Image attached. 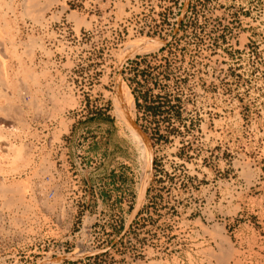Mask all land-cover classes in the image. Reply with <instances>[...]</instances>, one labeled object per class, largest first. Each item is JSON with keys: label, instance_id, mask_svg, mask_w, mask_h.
Here are the masks:
<instances>
[{"label": "rangeland", "instance_id": "rangeland-1", "mask_svg": "<svg viewBox=\"0 0 264 264\" xmlns=\"http://www.w3.org/2000/svg\"><path fill=\"white\" fill-rule=\"evenodd\" d=\"M0 44V264H264V0H0Z\"/></svg>", "mask_w": 264, "mask_h": 264}, {"label": "bare ground", "instance_id": "bare-ground-1", "mask_svg": "<svg viewBox=\"0 0 264 264\" xmlns=\"http://www.w3.org/2000/svg\"><path fill=\"white\" fill-rule=\"evenodd\" d=\"M146 40V39H145ZM11 41V40H10ZM139 42H141L140 40H139ZM148 42L147 43H145V45H147L148 46ZM3 45V44H2ZM1 44H0V46H2ZM144 44L140 47V48H146V46H145ZM161 46V45H160ZM157 47V46H156ZM148 48H151L150 46H148ZM148 48H146L147 50H148ZM0 51H2V48H0ZM139 53V52H138ZM137 53V54H138ZM132 54V53H131ZM1 56V55H0ZM3 61V60H2ZM1 59H0V71H2L1 70ZM0 81H2L1 79H0ZM1 83V82H0ZM2 84V83H1ZM1 88V87H0ZM126 88V87H125ZM5 92V91H4ZM120 98V97H119ZM128 115V114H127ZM129 117V116H128ZM129 119V118H128ZM130 120H131V118H130ZM133 120H131V122H132ZM126 123V122H125ZM133 125H132V123H131V127H132ZM132 129V128H131ZM135 134L137 135V137L141 140V142L144 144L143 146H144V150H146V152H147V154H148V152H149V154H148V156H149V160H151L150 159V150H149V146L147 145V143L145 142V140L142 138V136H141V134L139 133V132H137V130L135 129ZM5 147V146H4ZM147 148V149H146ZM3 149V146H0V151ZM5 149V148H4ZM6 150V149H5ZM11 150V149H10ZM148 150V151H147ZM7 153V152H6ZM17 155L18 156H20L21 157V151L20 150H18L17 152ZM4 154V153H3ZM3 154H2V157H3ZM17 159H18V157H17ZM20 159V158H19ZM148 167H151L150 166V164H149V166ZM152 169V168H151ZM148 180V179H147ZM146 183V182H145ZM0 192H1V194L2 193H10L12 196H18L20 193H21V187L20 186H17V187H11V188H2V189H0ZM13 198V197H12ZM16 198V197H15ZM12 200V199H11ZM14 200V199H13ZM20 202V201H19ZM226 250V249H225Z\"/></svg>", "mask_w": 264, "mask_h": 264}, {"label": "built area", "instance_id": "built-area-1", "mask_svg": "<svg viewBox=\"0 0 264 264\" xmlns=\"http://www.w3.org/2000/svg\"><path fill=\"white\" fill-rule=\"evenodd\" d=\"M18 228H21V225H19Z\"/></svg>", "mask_w": 264, "mask_h": 264}]
</instances>
